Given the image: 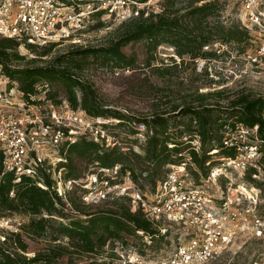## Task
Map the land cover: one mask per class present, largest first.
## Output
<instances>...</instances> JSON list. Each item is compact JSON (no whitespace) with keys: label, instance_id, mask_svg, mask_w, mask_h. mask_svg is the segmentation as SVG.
Masks as SVG:
<instances>
[{"label":"built area","instance_id":"1","mask_svg":"<svg viewBox=\"0 0 264 264\" xmlns=\"http://www.w3.org/2000/svg\"><path fill=\"white\" fill-rule=\"evenodd\" d=\"M151 1L0 0V37L17 39L21 45L70 42L81 46L89 23L94 25L99 18L123 22L140 15V10L160 11V0L157 9ZM208 1L198 0V4ZM222 1L220 14L226 20L237 21L250 35L253 31L263 38L249 59L252 64L264 63V0ZM8 84L0 66V184L11 173L15 185L28 177L49 190V176L52 189L65 199L73 188L80 189L85 204L126 199L132 212L146 218L153 233L138 229L139 244L130 239L128 243L109 240L105 252L112 264H207L238 253L245 241L264 245L262 187L234 184L227 174L242 170L254 182L264 176V141L258 125L229 129L223 144L235 149V156L222 157L221 164L212 166L200 181L194 178L197 167L190 157L171 163L166 175L149 189L121 164L95 163L82 177L66 179L62 165L67 162L66 147L78 138L86 136L106 147L119 145L110 131L114 119L93 117L68 101L45 109L34 95L30 100L17 98L15 87ZM8 225L13 226L12 219L0 214L2 241L6 239L2 227ZM14 226L11 232L18 233L21 223ZM250 264H264V249Z\"/></svg>","mask_w":264,"mask_h":264},{"label":"trees","instance_id":"2","mask_svg":"<svg viewBox=\"0 0 264 264\" xmlns=\"http://www.w3.org/2000/svg\"><path fill=\"white\" fill-rule=\"evenodd\" d=\"M182 2L160 0V11L140 10V15L123 21L122 33L114 42L106 46L84 47L70 56L55 57L47 66L37 65L36 59H32L30 65H18L15 62L25 58L20 53L21 42L0 37V66L11 82L19 83V90L25 99L30 100V96L46 91L45 99L53 104L61 105L68 101L71 107L81 108L93 117L116 119L119 122L114 127L132 124L135 120L147 126L149 137L145 146V160L156 166L151 174L154 184L164 177L156 180L159 170L182 160L186 157L184 152L187 149L192 162L205 176L215 165L211 161L213 150L216 149V153L224 157L235 156V149L223 144L229 129H236L238 125L251 128L258 125L259 138L264 141V96H253L243 90L229 95L226 89L221 88L207 92L196 89L191 94L192 99L184 105L173 104L169 111H158L160 105L153 103L155 110L152 116H137L129 113L128 101L123 103L128 108L125 111L104 104L92 84L79 76L80 71L88 68L84 64L88 58L98 59L114 70L132 71L129 75H122L126 86L123 93L134 97L148 95L158 88L150 83L147 74L141 75V67L144 66L137 62L136 55L125 53L127 45L146 41L148 50L156 53L160 46L170 44L181 61L186 58L195 61L217 56L215 50H205V47H212L218 41L236 44L251 40L250 32L238 23L225 25L217 21L210 25L209 19L220 14L222 0H211L201 5L198 0H187L186 4L179 6ZM101 25L103 22L99 21L93 26ZM57 44L50 43L37 55H49ZM25 46L29 49L38 47L35 44ZM152 64L149 62L148 67ZM154 69L165 68L157 66ZM184 137H188L187 140H183ZM196 137H199L200 150L192 145ZM66 149L67 162L62 164L66 167V179L82 177L90 162L101 166L121 164L123 170L132 171L135 181L139 178L133 167L125 164L130 159L129 154L118 146L106 147L85 136L69 144ZM130 153L138 155L137 152ZM13 177V174H7L0 184V214L8 217L22 213L30 216L31 220L27 225H21L18 233L4 234L6 239L3 241L0 237V264H61L60 260L65 257L67 264H112L96 258V255L105 252L109 240L128 243L130 237L137 236L138 229L152 232L146 218L139 212H132L126 199L85 204L79 188L69 190L66 199L60 196L52 189L49 176L46 177L49 190L28 177H23L15 185L12 183ZM56 214L62 218L61 221L55 219ZM23 229L25 234L35 238L50 236L53 241L60 238L67 241L63 245L49 244L46 249L38 250L30 257L26 254L29 245L21 233Z\"/></svg>","mask_w":264,"mask_h":264},{"label":"rangeland","instance_id":"3","mask_svg":"<svg viewBox=\"0 0 264 264\" xmlns=\"http://www.w3.org/2000/svg\"><path fill=\"white\" fill-rule=\"evenodd\" d=\"M186 1L187 0H183L182 3H179V6L186 4ZM157 2L158 0H152L150 2L155 9L158 8ZM99 21L103 22V25L94 28L92 22L85 28V36L82 38L83 44L81 46H75L70 42L58 43L54 46L49 55L40 57L37 55L38 52L44 51V47L48 45L38 46L32 49L27 48L25 45H20V53L24 55L25 58L15 63L21 66H27L31 64L32 59H36L35 63L37 65L47 66L53 58L64 55L70 56L74 54L76 50L83 49L85 47L83 46L84 44L87 45L86 47L106 46L116 40L117 36L122 33L123 29H121V26L127 22H120L119 19L108 20L109 22H106L99 19L94 22V25H97ZM209 21L210 25H213V23L217 21L225 25L232 24L228 19L226 20L222 14L210 18ZM236 22L237 21H235V23ZM262 40L263 38H261L259 34L252 31L251 40L248 41H242L236 44H225L218 41L212 47H205V50H215L217 56L211 58L202 57L195 61L188 58H186L185 61H181L176 54L175 48L170 44L160 46L155 53L148 50L146 41L131 43L124 48L125 53L128 55H136L137 62H139L141 66H144L141 67V75L144 76L147 74L150 83H154L158 88L148 95L134 97L123 93L126 86L124 85L125 80H123L122 75H129L132 71H123L119 68L114 70L98 59L88 58L84 63L88 68L80 71L79 76L82 80L92 84L100 101L104 104H108L110 107L121 108L125 111L128 108L123 103L128 101L127 105L130 107L128 109L129 113L137 116H152L155 110L153 103H158L160 105L158 111H169L173 104L184 105L187 101L192 99L191 94L196 89H199L200 92H207L221 88L226 89V94L229 95L243 90L253 96H264V63L252 64L249 59V53H252L255 48L262 43ZM174 60L177 61L178 65H175ZM149 62H153L151 67H148ZM155 66L164 67L165 69H154L156 68ZM9 83V87H15V96L19 99H24L23 93L19 90V83L11 82L10 79ZM5 85L6 84H3V86ZM45 95L46 91H41L37 95H34V98L43 108L48 109L52 102L45 99ZM135 121L136 122H132V124L125 123L124 125L114 127L119 121L116 119L112 120V123H109L113 125L110 126V131L117 135L119 141L118 147L122 148V150L127 152L130 156V159L125 161V164L133 167L136 175L139 176L137 179L139 184L149 189L155 183L151 174L156 169L155 164L145 160V146L149 137V130L147 126L139 123L137 120ZM187 138L188 137H184L183 140H187ZM192 145H195L197 149L200 150L199 137H196L192 141ZM130 152H137L138 155L135 156ZM216 152H218L216 149L212 151L214 154L212 155L211 161L215 162L214 166L221 164V159L224 157L223 154H218ZM184 156L186 157L182 160L189 158L188 149L184 152ZM173 157L176 158L177 155H173ZM262 161H264V158ZM95 163L96 162H90L87 165L90 167ZM169 165L170 164H167L159 170V173L155 176L156 180L160 176L166 175ZM195 171L197 172V174H194L195 180L197 178V181L203 179V171L198 167ZM227 174L234 184L240 183L261 186L262 195L264 196V176H261V180L254 182L249 178V174L242 170H230ZM221 183H225V180L222 179ZM121 200L122 199L119 201L121 202ZM8 217L12 219L13 226L8 225L7 227H2V231L5 235L10 234L11 230H14V224L16 226H19L20 223L21 225H27L31 220L30 216L22 213L11 214ZM55 219L59 221L62 220L57 214ZM24 231L23 229L21 233L28 242L29 247L26 252L30 257H33L38 250L46 249L49 244L56 243L63 245L67 241L62 238L53 241L50 236L35 238L25 234ZM130 240L135 241V244L140 243V238L136 236L130 237ZM155 244L156 243H153V246H155ZM165 244L166 243H164V246ZM160 245L161 241L159 242V246ZM243 246L244 247L238 253L226 254L218 260L207 264H250V262L258 256L259 251L264 249L262 242H256L254 240L245 241ZM109 257L110 254L107 252H103L102 255H96L97 259L107 262L110 260ZM60 263L67 264L66 257L61 259Z\"/></svg>","mask_w":264,"mask_h":264}]
</instances>
